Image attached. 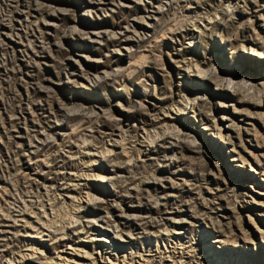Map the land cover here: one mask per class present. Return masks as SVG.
<instances>
[{"label":"rangeland","instance_id":"obj_1","mask_svg":"<svg viewBox=\"0 0 264 264\" xmlns=\"http://www.w3.org/2000/svg\"><path fill=\"white\" fill-rule=\"evenodd\" d=\"M21 204L50 230L0 264H264V0H0V229Z\"/></svg>","mask_w":264,"mask_h":264},{"label":"bare ground","instance_id":"obj_2","mask_svg":"<svg viewBox=\"0 0 264 264\" xmlns=\"http://www.w3.org/2000/svg\"><path fill=\"white\" fill-rule=\"evenodd\" d=\"M101 2H104V1H106V0H100ZM121 3V2H120ZM158 11H160V9L158 10ZM25 12V11H24ZM148 17H151V15H149ZM22 19L23 18H21V21H22ZM27 19H29V18H27ZM26 20V19H25ZM145 20V19H144ZM6 34H7V36H9L12 40H16V38L18 37V35H19V32H5ZM7 43H9V44H12L11 42H9V41H7ZM198 72H201V70H199L198 69ZM205 76V75H204ZM193 102V101H192ZM192 102L191 101H189V102H186L185 104H183V106L184 105H186V107H188V104H192ZM183 110H182V112L181 113H185L186 112V108H182ZM171 117L172 118H174L175 117V112H172V115H171ZM179 128V127H178ZM181 130H183V129H181ZM124 139L122 138V140H119V142H122ZM159 140V139H158ZM154 142H156V140H150V143H148V145H146L145 146V148H144V150H142V152L144 151V153L145 154H147V153H150V148H149V146H150V144H154ZM114 143V142H113ZM117 143V142H116ZM115 144V143H114ZM113 144V145H114ZM119 144V143H118ZM123 144V143H122ZM121 144V145H122ZM120 145V144H119ZM117 146V145H116ZM124 147H125V145H124ZM123 147V148H124ZM110 149V148H109ZM89 150V149H88ZM113 150H115L114 148H112L111 149V151H113ZM90 151V150H89ZM106 151H108L107 153H109V151L110 150H106ZM89 154H91L89 157H93L95 154H96V152H90ZM104 156V155H103ZM105 156H106V154H105ZM75 157V156H74ZM94 159V161L95 160H98L97 158H93ZM100 160V159H99ZM72 172V171H71ZM82 174V173H81ZM89 175V174H88ZM99 176L101 177V180L103 181V183H104V181L106 180V178H109L107 175H100L99 174ZM88 177V176H87ZM111 177V176H110ZM79 179V181L81 180V179H86V178H80V177H78ZM88 179V178H87ZM62 182V181H61ZM85 182V181H84ZM71 183V182H70ZM79 184V183H78ZM82 184V183H81ZM80 185V184H79ZM54 187V186H53ZM103 189H104V191L106 192V194H108V188L106 187V186H101ZM75 191H77V187L76 186H62V187H59V186H57V187H55L54 188V190L52 191L53 192V195L54 196H57V197H61V196H63V198H65V197H67L68 199H67V201H71L72 203H75V205L78 207V210H81L82 208L83 209H87V208H89L90 207V205H92V204H94L95 202H100L103 198H102V196L100 195V196H96V197H94V198H92V195H90V194H87V196L84 198V197H77V195H75ZM110 192V191H109ZM103 195H105V194H103ZM57 197H55V198H57ZM104 197V196H103ZM66 200V199H65ZM104 200V199H103ZM74 206V205H73ZM13 211H12V213L8 216V217H5V220H3V224L1 225L2 226V228L0 229V237H3V236H5V233H7V232H11L12 231V229L14 230V229H17V230H19V231H23L24 233H22V234H24V236H33V235H35L36 233H42V232H44V230L45 229H47V230H50V228H47L46 226H45V224L43 223L44 221H40V220H43L42 219V217L41 216H39L38 215V212L37 211H30L29 209H28V207H27V205H24V204H21V205H18L17 207H15L14 209H12ZM52 213H53V209H52V207H51V212L49 213V211H47V210H45V214H44V216L46 217V219H49V216L50 215H52ZM36 214H37V216H36ZM101 219V218H100ZM98 221H99V225H97V223H98ZM98 221H96V222H94L95 223V225H93V229H94V231H96V232H99V231H101V232H105V234L107 235V236H110V235H112V232L114 231V230H112L111 228H109L107 225L108 224H106V219L105 218H102L101 220H98ZM74 223H76V222H73V221H71L68 225H67V227H69V228H71V227H73V226H75V225H73ZM102 223V224H101ZM171 224V223H170ZM174 226L176 227L175 229V232H173V233H171V231H168V233H171V236L172 237H175L176 239H181L182 237H184L183 235H182V230H181V225L178 223V222H175L174 223ZM170 227V226H169ZM67 228H66V226H65V230H66ZM82 229H84V228H82ZM174 229V228H173ZM181 230V231H180ZM166 231V230H165ZM165 231H164V233H165ZM53 233H54V231H53ZM170 235V234H169ZM170 236H168V235H164V236H158L157 237V243L155 244V246H154V244L152 245V244H150L149 246H148V251H149V253H152V251H157V253L159 252L160 253V249H161V245H162V241H164L163 242V244L165 245V246H167L168 245V243L167 242H170L171 244L172 243H174V239H172V242H171V240H170V238H169ZM1 239V238H0ZM25 239H30V238H25ZM164 239V240H163ZM161 241V242H160ZM180 243V242H179ZM35 243H34V241L33 240H27V246H29V247H31V254H34V253H36L37 251H39V250H36V248H35V246H34V248L32 247V245H34ZM161 244V245H160ZM28 247V248H29ZM155 247V248H154ZM169 247V246H168ZM171 248L172 249H175V247L174 246H171ZM76 247L73 249L74 251H76ZM43 251H44V249H43ZM42 251V252H43ZM86 253H89V252H86ZM94 252H90L89 253V255H92ZM133 252H131L130 254H128V255H123V256H121V257H119V256H117V259H116V261H117V264H127V262H128V260L127 259H130V262H128L129 264H149L148 262L149 261H151L150 260V258H143L142 256H143V254H140L139 256H140V259H142V261H143V259H146V261L144 260V262L143 263H139L140 261L137 259V261L138 262H136V260L135 259H133V256H134V254H132ZM181 254H180V260H179V262H175V264H186V260H185V256H187V255H185V251H181L180 252ZM28 255H30V254H27L26 252L24 253V252H22L21 253V255H20V257H21V259L22 258H26V256H28ZM116 255V254H115ZM185 255V256H184ZM136 256V255H135ZM60 257L62 258H65V259H72L73 261H76L75 263H81V264H87V260H84V259H82V258H78V257H76L74 254H66L65 256H63L62 254H60ZM68 257V258H67ZM109 257H111L110 256V254H107L106 252H101V250H99V253H98V255L97 256H95V257H93V258H91V256H90V258H91V263H93V264H97V260H96V258L97 259H99V260H103V259H106V258H108L109 259ZM142 257V258H141ZM26 260V259H25ZM71 260V261H72ZM11 261H14L13 259L12 260H10V262H8L7 264H11ZM191 261V260H190ZM193 263V262H192ZM203 263V262H202ZM201 263V264H202ZM156 264H158V263H156ZM160 264V263H159ZM174 264V263H173Z\"/></svg>","mask_w":264,"mask_h":264}]
</instances>
